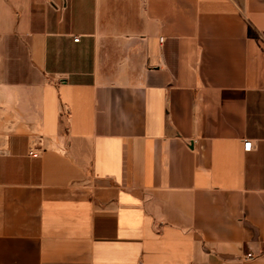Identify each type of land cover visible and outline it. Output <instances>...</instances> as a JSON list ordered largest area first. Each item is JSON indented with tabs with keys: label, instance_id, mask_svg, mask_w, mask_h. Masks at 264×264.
Listing matches in <instances>:
<instances>
[{
	"label": "crops",
	"instance_id": "0c3cea01",
	"mask_svg": "<svg viewBox=\"0 0 264 264\" xmlns=\"http://www.w3.org/2000/svg\"><path fill=\"white\" fill-rule=\"evenodd\" d=\"M0 264H264V0H0Z\"/></svg>",
	"mask_w": 264,
	"mask_h": 264
},
{
	"label": "built area",
	"instance_id": "2783aa9c",
	"mask_svg": "<svg viewBox=\"0 0 264 264\" xmlns=\"http://www.w3.org/2000/svg\"><path fill=\"white\" fill-rule=\"evenodd\" d=\"M74 41H77L78 40V37H74L73 38ZM251 146H252V141L250 139H244L243 140V150L244 151H249L251 149ZM32 155L36 156L37 154L36 153H31Z\"/></svg>",
	"mask_w": 264,
	"mask_h": 264
}]
</instances>
